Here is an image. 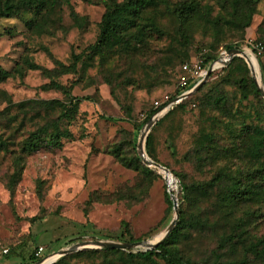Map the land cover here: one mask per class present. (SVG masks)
Masks as SVG:
<instances>
[{
	"label": "rangeland",
	"instance_id": "obj_1",
	"mask_svg": "<svg viewBox=\"0 0 264 264\" xmlns=\"http://www.w3.org/2000/svg\"><path fill=\"white\" fill-rule=\"evenodd\" d=\"M104 1L68 0L54 9L48 8L42 18L48 33L41 35L29 31L19 19L0 20V65L13 74L0 85V94L4 92L14 103L29 99L64 102L62 93L40 89L48 82L42 70H51L57 63L70 66L73 55L82 53L83 59L86 57L88 47L98 38ZM166 1L175 5L189 0ZM194 1L208 9L210 24L203 27L198 23L192 28L188 47L180 43L176 23L163 15L166 13L159 6L152 8V13L156 12V20L166 35H152L137 56L116 51L103 65L95 58L85 66L82 64V68L78 64L76 72L55 78L62 86L71 88L72 95L85 100L73 119L64 123L71 137L63 141L60 149H42L28 156L13 192L7 188L12 173L11 158L0 153V264H25L18 255L20 246L29 250L43 247L41 258L55 257L79 244L85 245L68 255L100 250L89 243L118 242L114 236L122 222L128 224L138 242L154 244L159 240L174 217L166 201L167 184L157 170L159 177H146L120 162V158H131L135 141L138 152L144 127L139 130V126L144 124L150 110L157 109L154 115H158L149 131L151 155L156 164L184 176L188 182L210 180L226 162L239 165L235 157L227 158L228 148L235 146L234 152L241 156L247 144V139L242 137L248 136L242 134L243 128L264 126L262 97L250 88L252 74L242 57L248 72L234 67L212 71L203 89L201 86L164 113L159 110L167 107L183 89L180 77L185 74L181 62L187 65L201 62L200 59L215 55L225 45L237 43L248 57L252 56L249 62L255 73L260 72L258 57L248 42H264V0L258 1L251 25L243 32L213 26V20L221 15L218 0ZM71 12L81 21L79 27L74 25ZM7 28L13 30V36L4 33ZM24 59L40 69H27ZM260 63L264 65V56ZM19 67L21 74L14 71ZM241 79L246 82L243 87L239 83ZM218 96L223 98V109L212 104ZM4 107L0 99V110ZM57 116L55 113L51 118ZM208 135L217 149L201 148ZM172 190L177 209L187 208L191 214L201 211V218L207 219L210 226L191 231L180 244L181 253L196 264L215 262L217 237L229 232L238 219L245 220L241 240L264 236V218L256 216L261 205L254 201L226 207L218 199L219 191L212 188L206 197L195 196L186 205L179 197L178 188L172 185ZM34 218L36 221H31ZM146 249L140 245L132 251ZM236 249L227 257L238 261L243 257L240 242ZM47 259L41 264H46ZM248 261L260 264L251 257ZM68 264H101V258L77 255Z\"/></svg>",
	"mask_w": 264,
	"mask_h": 264
},
{
	"label": "trees",
	"instance_id": "obj_2",
	"mask_svg": "<svg viewBox=\"0 0 264 264\" xmlns=\"http://www.w3.org/2000/svg\"><path fill=\"white\" fill-rule=\"evenodd\" d=\"M66 1L68 0H0V20L19 19L34 34L41 35L48 33V29L42 22V18L46 15L48 8L54 9ZM258 1L218 0L221 15L213 20V26L231 28L243 32L251 25ZM159 6H162L166 13L163 15H168L176 23V36L184 47L190 45L191 31L195 25L197 27V24L201 23L203 27H206L210 24L208 9L201 8L194 0L179 2L175 5H170L166 0H122L121 2L117 0H105V11L98 25V38L93 45L88 47V53L85 54L86 57L83 59L82 53L73 55V62L70 66L66 67L57 63L56 67L51 70H42L48 82L42 85L40 89L42 91L55 90L62 93L65 96L64 102L29 99L14 103L10 97H6L7 95L4 92L0 94L1 102L5 103V107L0 110V153L8 154L11 158L12 173L8 177L7 182V188L10 192H13L14 187L20 180L24 170L25 159L28 156L42 149H60L63 141L71 137V133L67 127H64V123H69L73 119L80 103L85 99L72 95L71 88L62 86L55 78L65 75L70 71L76 72L78 64L82 68V64L85 66L95 58H97L99 65H103L116 51L123 52L128 56H137L143 51L148 39L152 35H156L157 37L166 35L156 20V12L152 13L154 11L152 8L156 9ZM149 11L150 14L148 15ZM26 14L28 16H25ZM70 17L74 25L78 27L81 25V21L74 12L70 13ZM4 33L11 37L14 32L7 28ZM255 41L260 42L264 46L263 41ZM221 48L226 50H241L237 43L225 45ZM218 53L219 51L213 56L200 59L205 69L217 59ZM262 56L264 54L258 56V60L261 81L264 87V65L260 63ZM251 57H248L249 60L252 59ZM23 64L29 70L40 69L28 59H24ZM184 64L181 62L180 67ZM233 67L248 72L244 60L239 56L232 57L230 62L220 71H228ZM21 69L19 67L16 70L14 69V71L21 74ZM12 75V72L5 70L0 65V85L6 82ZM239 83L242 84V87L246 85L243 79ZM193 86L194 84H191L188 88L177 93L174 98L192 89ZM249 86L258 97H261L250 77ZM212 104L216 108L223 109V98L218 96L212 100ZM261 104L264 107V99L262 98ZM156 112L157 109L148 112L144 124L139 126V130L145 126L146 122ZM55 113L58 114L57 118H51ZM30 127L33 130L28 131L27 129ZM25 132L27 135L24 136ZM242 134L248 135L242 137L247 139V144L243 148V154L237 156V151L234 152L235 146L228 148L230 155L227 158L231 159L235 157L239 162V165L236 164V167L233 166V163L226 162L224 166L211 176L210 180L205 182H188L184 176L172 173L176 177L179 197L182 203L189 204L195 196L206 197L209 189L216 188L220 193L218 199L221 205L234 207L241 201H254L261 205L260 208H257L256 216L264 218V126L245 127ZM151 138V133H149L144 145L145 154L149 161L155 163L151 155ZM205 139L206 142L202 144L201 148L217 149L213 148L214 143L210 135L206 136ZM243 143H245V140ZM132 151L130 159L120 158L122 165L139 170L146 177L152 175L156 177L160 176L154 168L142 162L136 150V141L132 144ZM207 157L212 158V156ZM165 196L170 209H172L170 194L165 192ZM191 213L187 208L181 209L178 206V220L173 231L155 249L137 251L135 253L132 249H100L84 251L77 255H97L101 258V264H157V262H161L162 264H196L181 253L179 249L180 244L188 238L191 231L205 230L210 228V226L207 219L201 218V211ZM254 213H251V216ZM31 221L34 222L36 219L34 218ZM244 226L245 220L238 219L233 223L229 232H224L217 237V248L213 254L215 262L212 264H219L220 261H222L220 264H249L248 257H251L260 264H264V236L255 238L252 241L241 240L240 237L244 232ZM114 239L118 242L123 241L127 243L139 241L133 238L126 222L121 223ZM238 242H240L243 257L238 261L231 260L227 255L235 251ZM34 243L36 242L34 241ZM37 248L29 250L27 248L23 249L20 246L18 255L25 264H34L41 259L34 256ZM77 255L62 256L53 264H68L69 259ZM224 257L226 258L225 260H223ZM53 259L54 257L48 258L47 260L49 261L46 264H50Z\"/></svg>",
	"mask_w": 264,
	"mask_h": 264
},
{
	"label": "water",
	"instance_id": "obj_3",
	"mask_svg": "<svg viewBox=\"0 0 264 264\" xmlns=\"http://www.w3.org/2000/svg\"><path fill=\"white\" fill-rule=\"evenodd\" d=\"M228 53H229V55L231 57H234V56L242 57L247 62L248 67H249V69L251 71V74H252V78H253V82L255 84V87H256L257 91L259 92V94L261 95V97L264 99V87H263V84H262V81H261L260 72H258V74L255 73L254 69L250 65L249 58H248L247 54L243 50H236V49L229 50ZM210 73H211V69L209 68L207 70L206 77L203 80H201V82L197 86H195L189 92H187L184 95V98H186L189 94H191L192 92L196 91L201 86H203L205 84V82L208 80V78L210 76ZM157 117H158V115L157 116L153 115L147 121L145 126L142 128L141 134H140V138H139V141H138V155L141 157L142 162L144 164H146L149 167H152L155 170H157L158 174H161V172H164L166 174L172 175V173L169 170H167L165 167L160 166V165H158V164H156L154 162L149 161L147 156H146V154H145V151H144L145 140L147 138V135H148L150 129L155 124V121L157 120ZM172 177L174 178L173 175H172ZM167 192L170 194V199L172 201V209H173V212H174V217L171 220L170 224L167 226V228L164 231V233L160 236L159 240L156 243L149 244V243H143V242L119 243V242H109V241H93V242H90L89 244L94 246L95 247L94 249L129 250V249L138 248L140 245H145L147 247V249L145 251L155 249L156 246L159 243L163 242L168 237V235L173 231V229H174V227L176 225L177 219H178V209H177L176 199H175L174 195H172L170 193L171 191H170L168 185H167ZM84 245L85 244L74 245V246H72V247H70V248H68L66 250L60 251L58 253V255H57V258L65 256V255H68V254H71V253L77 251L79 249V247L84 246ZM57 258L55 260H53L50 264H53L57 260ZM34 264H40V262H36Z\"/></svg>",
	"mask_w": 264,
	"mask_h": 264
},
{
	"label": "built area",
	"instance_id": "obj_4",
	"mask_svg": "<svg viewBox=\"0 0 264 264\" xmlns=\"http://www.w3.org/2000/svg\"><path fill=\"white\" fill-rule=\"evenodd\" d=\"M248 46H249L250 50L254 53L255 56L258 57V56L264 54V46L260 42L250 40L248 42ZM228 51L229 50L222 49V48L219 50L217 59L214 60L210 65L211 72L215 71V70H221L223 67H225L230 62L232 57L229 55ZM181 71L185 74V75H182L180 77V84L183 88L182 90L188 88L191 84L194 83V81H196L195 84H197L198 83L197 81L203 80L207 75V70L203 67V65L200 61H194L190 65L184 64L181 67ZM190 78H191V82L189 80ZM190 90L183 92L180 96L176 97L175 100H170V102H168L167 107L162 108L161 111L159 110V112L163 113V112L169 110V108H172V106L174 104L181 102L184 99V95L187 92H189ZM161 175H162L163 179L165 180L166 184L168 185L170 191H173L172 185H174V187L177 188V180L175 179V177L173 178L172 175L166 174L164 172H161ZM168 178H169V180H168ZM43 253H44L43 247H38L35 250L34 256H35V258L39 259V258H41ZM49 257L50 256L45 257V258H41L38 262H40V264H41L42 262H44Z\"/></svg>",
	"mask_w": 264,
	"mask_h": 264
},
{
	"label": "bare ground",
	"instance_id": "obj_5",
	"mask_svg": "<svg viewBox=\"0 0 264 264\" xmlns=\"http://www.w3.org/2000/svg\"><path fill=\"white\" fill-rule=\"evenodd\" d=\"M253 57H254V56H253ZM255 59H256V58H255ZM256 61H257V60H256ZM250 65H251V64H250ZM251 66H252V65H251ZM252 68H253V67H252ZM56 258H57V256H55L53 260H55Z\"/></svg>",
	"mask_w": 264,
	"mask_h": 264
}]
</instances>
